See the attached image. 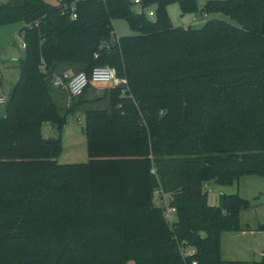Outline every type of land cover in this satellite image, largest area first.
<instances>
[{
  "label": "trees",
  "instance_id": "trees-1",
  "mask_svg": "<svg viewBox=\"0 0 264 264\" xmlns=\"http://www.w3.org/2000/svg\"><path fill=\"white\" fill-rule=\"evenodd\" d=\"M171 3L199 10L197 0H144L142 13L134 0L0 2V24L23 23L26 44L0 115V264H264V252L222 258L223 232L241 228L249 205L239 194L211 205L207 189L264 175V0H206L204 14L237 24L201 28L175 27ZM118 18L136 34L117 36ZM64 63L114 66L129 85L86 112L87 162L60 163L63 138L42 132L67 122L47 81ZM158 189L176 207L172 226ZM177 239L196 253L183 257Z\"/></svg>",
  "mask_w": 264,
  "mask_h": 264
},
{
  "label": "rangeland",
  "instance_id": "rangeland-1",
  "mask_svg": "<svg viewBox=\"0 0 264 264\" xmlns=\"http://www.w3.org/2000/svg\"><path fill=\"white\" fill-rule=\"evenodd\" d=\"M8 0H0L7 2ZM57 3L58 0H48ZM199 10L193 13H185L179 3H171L167 12L175 27L201 28L203 24L212 18H224L237 24L230 16L221 13L204 14L202 9L206 0H197ZM137 9L140 7L135 6ZM156 9V6L152 7ZM147 10V9H146ZM117 36H131L136 34L126 19L118 18L113 21ZM24 25L21 22H8L0 24V91L9 96L17 84L21 69L20 59L25 56V48L22 47L24 38L21 30ZM79 71V69H76ZM95 98L86 101L74 112L69 113L67 122L63 127V151L58 157L61 163L85 162L87 154V136L84 131L86 126V111L94 108H110V83L95 84ZM51 92L55 101L63 108L65 113L68 105H74L79 98H73L67 91H62L52 84ZM124 95L125 93L122 92ZM92 93L88 94L91 99ZM5 111V105H0V115ZM44 137H59L60 129L50 121L42 124ZM76 152V153H73ZM208 202L211 205L220 203L221 194H239L248 202L249 207L240 211L241 228L236 231H224L222 234V258L224 260H238L253 262L262 259L264 252V175L249 174L233 179L230 183L219 184L210 181L207 184ZM162 205L163 201H157ZM131 264H134L132 262Z\"/></svg>",
  "mask_w": 264,
  "mask_h": 264
},
{
  "label": "built area",
  "instance_id": "built-area-1",
  "mask_svg": "<svg viewBox=\"0 0 264 264\" xmlns=\"http://www.w3.org/2000/svg\"><path fill=\"white\" fill-rule=\"evenodd\" d=\"M144 0H134V3L141 7ZM67 11L70 10L69 7L65 8ZM72 18H77V13L75 12V6L72 5ZM142 13V10H140ZM147 14L150 17L155 16V9H149ZM23 48H26L25 42L22 45ZM97 56V55H96ZM45 68V65H42ZM51 83L61 88L62 90L70 93L71 96H81L90 86H95L98 83H110L111 88L122 87L123 93H126L129 89L127 79L121 78L118 76V70L116 67L111 65H101L96 66L92 70L91 74L86 71H72L65 70L62 72H54ZM1 81V76H0ZM9 96H6L3 92L0 91V105H6L8 103ZM155 172V169L153 170ZM155 197L163 201V206L165 207L164 216L168 223L172 226L176 220V207L170 204L169 195L165 192H162L161 189L155 191ZM178 245L180 252L183 257L193 256L196 253V248L192 246L188 240H178ZM197 262L194 261L193 264Z\"/></svg>",
  "mask_w": 264,
  "mask_h": 264
},
{
  "label": "crops",
  "instance_id": "crops-1",
  "mask_svg": "<svg viewBox=\"0 0 264 264\" xmlns=\"http://www.w3.org/2000/svg\"><path fill=\"white\" fill-rule=\"evenodd\" d=\"M59 69H60V71H65V70H72V71H75L77 68H78V65H74V64H68V63H64V64H61L59 67H58ZM95 89H96V87L95 86H93V87H91L88 91H87V93H86V95H85V98L83 99V102L81 103V104H79L78 106H76V107H73L74 105H68V109H66V111H65V113L64 114H66L67 115V117H68V115H69V113H72V112H74L80 105H82L84 102H86V101H93L92 99L93 98H95V96H96V94H95ZM97 90V89H96ZM62 91H65V90H62ZM90 93H92V96H91V99H89L88 98V94H90ZM53 96V95H52ZM54 99V98H53ZM54 101H55V99H54ZM56 102V101H55ZM57 103V102H56ZM58 104V103H57ZM58 106H59V104H58ZM60 107V106H59ZM62 110H63V108L62 107H60ZM74 109V110H71V109ZM88 111V110H87ZM86 111V112H87ZM86 116V115H85ZM63 131V130H62ZM62 131H61V133H60V136L62 137ZM84 131H85V129H84ZM86 133V132H85ZM87 136V135H86ZM63 138V137H62ZM88 143V142H87ZM73 153H76V152H73ZM77 154V153H76ZM87 154H88V159L87 160H85V162H87L89 159H90V157H89V153H88V147H87ZM58 161H59V159H58ZM60 162V161H59ZM61 163V162H60ZM75 163H77V162H75ZM160 200V199H159ZM157 201H158V198H156L155 197V204L156 205H158V206H161L160 204H158L157 203ZM163 205V204H162Z\"/></svg>",
  "mask_w": 264,
  "mask_h": 264
},
{
  "label": "water",
  "instance_id": "water-1",
  "mask_svg": "<svg viewBox=\"0 0 264 264\" xmlns=\"http://www.w3.org/2000/svg\"><path fill=\"white\" fill-rule=\"evenodd\" d=\"M52 78H53V75H50V76L48 77L47 81H48L49 83H51Z\"/></svg>",
  "mask_w": 264,
  "mask_h": 264
}]
</instances>
